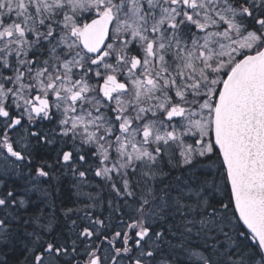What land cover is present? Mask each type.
Segmentation results:
<instances>
[{
  "label": "snow or ice",
  "instance_id": "6c2138e0",
  "mask_svg": "<svg viewBox=\"0 0 264 264\" xmlns=\"http://www.w3.org/2000/svg\"><path fill=\"white\" fill-rule=\"evenodd\" d=\"M0 264H264V0H0Z\"/></svg>",
  "mask_w": 264,
  "mask_h": 264
}]
</instances>
